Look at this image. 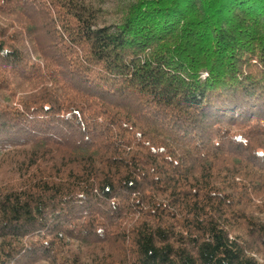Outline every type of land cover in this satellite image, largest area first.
Returning <instances> with one entry per match:
<instances>
[{"label":"trees","instance_id":"trees-1","mask_svg":"<svg viewBox=\"0 0 264 264\" xmlns=\"http://www.w3.org/2000/svg\"><path fill=\"white\" fill-rule=\"evenodd\" d=\"M0 264H264V0H0Z\"/></svg>","mask_w":264,"mask_h":264}]
</instances>
